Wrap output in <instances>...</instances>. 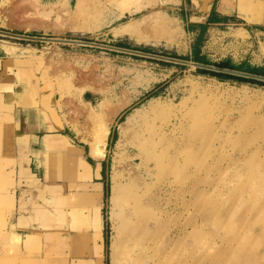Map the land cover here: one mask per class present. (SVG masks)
Masks as SVG:
<instances>
[{
	"label": "rangeland",
	"instance_id": "1",
	"mask_svg": "<svg viewBox=\"0 0 264 264\" xmlns=\"http://www.w3.org/2000/svg\"><path fill=\"white\" fill-rule=\"evenodd\" d=\"M185 2L203 22L187 24L185 15L182 22L180 0H0L1 30L190 62L0 35V58L23 60L52 90L76 145L88 148L110 122L102 159L105 264H264V84L193 65L196 48L205 64L264 67V30L247 26L262 21L211 24L206 11ZM250 3L239 0L241 11ZM5 164L0 264L19 244L5 230L14 186ZM77 204V215L88 212V202Z\"/></svg>",
	"mask_w": 264,
	"mask_h": 264
},
{
	"label": "crops",
	"instance_id": "2",
	"mask_svg": "<svg viewBox=\"0 0 264 264\" xmlns=\"http://www.w3.org/2000/svg\"><path fill=\"white\" fill-rule=\"evenodd\" d=\"M224 1L191 3L206 11L205 16H214V24L238 18L250 22L241 13L264 14V4L250 3L241 11L239 0L223 11ZM185 4L180 0L182 22L183 15L187 24L203 22L198 12H186ZM250 23L254 25L248 27L264 30V21ZM22 61L0 58V163L4 160L14 184L5 230L19 237L18 246H12L14 256L4 257L2 264H105L103 158L92 154L89 143L88 148L75 144L66 131L68 121L58 115L57 97L21 67ZM77 202H88V212L77 215Z\"/></svg>",
	"mask_w": 264,
	"mask_h": 264
},
{
	"label": "water",
	"instance_id": "3",
	"mask_svg": "<svg viewBox=\"0 0 264 264\" xmlns=\"http://www.w3.org/2000/svg\"><path fill=\"white\" fill-rule=\"evenodd\" d=\"M0 35L12 37V38L31 40V41H45V42H57V43H62V42L80 43L83 45L96 46V47H101V48L111 49V50H119L123 52L139 54V55H144L148 57L164 59L168 61H174V62H178L182 64H190L188 60H183V59H178V58H173V57H168V56H161V55L142 52V51H138L134 49H128V48L112 46V45L102 44V43H96L92 41L79 40V39H62V38H54V37L32 36V35H26V34L1 30V29H0ZM193 65L200 69L222 72V73H227V74H232V75H237V76H242L246 78H252V79L264 81V75H261V74H256V73H251V72H246V71H241V70H235L231 68H225L221 66L205 64V63H200V62H194Z\"/></svg>",
	"mask_w": 264,
	"mask_h": 264
},
{
	"label": "bare ground",
	"instance_id": "4",
	"mask_svg": "<svg viewBox=\"0 0 264 264\" xmlns=\"http://www.w3.org/2000/svg\"><path fill=\"white\" fill-rule=\"evenodd\" d=\"M225 1H228V0H225ZM232 2H233V0L230 1V4ZM250 2L252 4H254L255 7L264 4V0H253V1L250 0ZM244 10H246V9L244 8ZM247 19L249 21H264V14L253 13V14H251V17L247 16ZM152 98H150V99H152ZM149 103H152V101H150ZM125 105H126V102H123L122 104H120L118 106V108H117V111L120 110L121 108H123ZM129 118H130V116H128L127 119H129ZM109 123H110L109 121L107 122V120L106 121L104 120L103 123H102V125L97 129L96 139L94 141H89V143L91 142L90 143V147H91L92 154L95 157H97V158H103L105 156L106 149H107V140H108V136H109V133H110ZM147 153H148V151H147ZM17 238L19 239V237H17ZM112 257H113V262L114 261H117V259L114 256V253H113Z\"/></svg>",
	"mask_w": 264,
	"mask_h": 264
},
{
	"label": "trees",
	"instance_id": "5",
	"mask_svg": "<svg viewBox=\"0 0 264 264\" xmlns=\"http://www.w3.org/2000/svg\"><path fill=\"white\" fill-rule=\"evenodd\" d=\"M223 21L226 22V19H224ZM217 22L218 21L216 20V18L214 16L213 17L211 16L208 19V23L214 24ZM191 26H193V25H191ZM119 46L128 47L122 43L119 44ZM135 49H140V48H135ZM140 50L152 52V49H149V48H144V49H140ZM194 54H195L194 60L202 63L203 60L199 57L198 49L195 48ZM220 66L225 67V68H231V69H235V70H241V71H246V72L264 75V67H250V66L244 67L245 65L234 66V65L230 64L229 62L224 63L223 65H220ZM197 70L200 73L211 74V75L217 76L218 78H221V79H236V80H240V81H247V82H252V83L264 84V81H260V80H256V79H252V78H246V77H242V76H237V75H232V74H227V73H222V72H216V71H211V70H205V69H200V68H198ZM106 245H108V241H106Z\"/></svg>",
	"mask_w": 264,
	"mask_h": 264
}]
</instances>
